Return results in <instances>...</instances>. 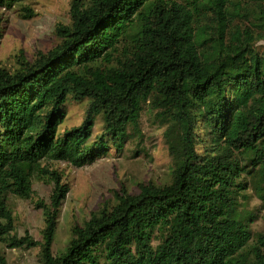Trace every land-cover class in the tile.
Segmentation results:
<instances>
[{
	"label": "trees",
	"instance_id": "16d2710c",
	"mask_svg": "<svg viewBox=\"0 0 264 264\" xmlns=\"http://www.w3.org/2000/svg\"><path fill=\"white\" fill-rule=\"evenodd\" d=\"M70 13L53 48L0 67V243L39 246L42 264H264V232L251 243L238 214L244 175H264V0H72ZM69 97L88 108L60 136ZM145 105L176 132L171 181L116 192L55 254L70 188L43 161L94 163L139 129ZM35 177L53 183L49 202H36L41 241L13 234L6 198H32Z\"/></svg>",
	"mask_w": 264,
	"mask_h": 264
},
{
	"label": "rangeland",
	"instance_id": "374dc122",
	"mask_svg": "<svg viewBox=\"0 0 264 264\" xmlns=\"http://www.w3.org/2000/svg\"><path fill=\"white\" fill-rule=\"evenodd\" d=\"M72 0H25L10 9L0 8V67L14 71L23 59L33 61L40 52H47L59 43L56 34L59 25H70ZM255 47L264 52V39L257 40ZM88 100L77 101L69 97L60 111L63 119L59 135L79 125L84 120ZM171 124L158 117L156 111L145 105L138 130H129L123 147L110 145L105 154L94 163L77 167L68 161L44 160L43 166L61 173L63 182L70 191L65 199L58 219L53 252H62L73 235L75 226H83L93 212L116 203V192L126 188L138 193L141 183H169L174 168L169 142L176 132L169 130ZM102 116L95 120L93 139L103 133ZM201 129H198L200 132ZM248 173V172H247ZM262 173L245 174L246 189L239 199L238 214L248 225L252 240L264 232V188ZM32 198H21L16 194L6 195L7 204L15 217L13 234L19 237L31 235L42 240L45 226L43 211L36 207L38 200L49 202L53 183L43 177L34 178ZM158 240L154 239L157 244ZM0 254L6 264H42L41 248H13L0 243ZM0 264L1 261H0Z\"/></svg>",
	"mask_w": 264,
	"mask_h": 264
}]
</instances>
